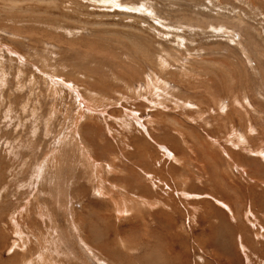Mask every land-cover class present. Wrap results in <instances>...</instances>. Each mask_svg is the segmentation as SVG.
Here are the masks:
<instances>
[{
    "label": "rangeland",
    "instance_id": "rangeland-1",
    "mask_svg": "<svg viewBox=\"0 0 264 264\" xmlns=\"http://www.w3.org/2000/svg\"><path fill=\"white\" fill-rule=\"evenodd\" d=\"M0 96V264H264V0H0Z\"/></svg>",
    "mask_w": 264,
    "mask_h": 264
},
{
    "label": "bare ground",
    "instance_id": "bare-ground-1",
    "mask_svg": "<svg viewBox=\"0 0 264 264\" xmlns=\"http://www.w3.org/2000/svg\"><path fill=\"white\" fill-rule=\"evenodd\" d=\"M2 89H3V88H2ZM1 96H3V95H1ZM1 96H0V97H1ZM3 97H4V96H3ZM96 164H97V163H96ZM123 200H124V199H123ZM125 212H126V211H125ZM80 223H81V222H80ZM17 232H18V230H17ZM19 242H20V240H19ZM85 247H86V246H85ZM27 249H28V248H27ZM31 254H32V253H31ZM31 254H30V255H31ZM91 255H92V254H91ZM102 256H103V255H102ZM31 257H32V255H31ZM96 257H97V256H96ZM111 257H113V256H111ZM98 260H99V259H98ZM95 261H96V260H95ZM114 261H115V260H114ZM42 262H43V261H42ZM105 262H106V261H105ZM106 263H107V262H106ZM112 263H113V262H112ZM114 263H115V262H114ZM108 264H109V263H108ZM110 264H111V263H110Z\"/></svg>",
    "mask_w": 264,
    "mask_h": 264
}]
</instances>
